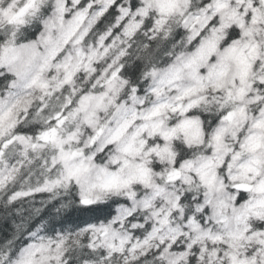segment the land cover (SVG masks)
<instances>
[{
	"label": "snow or ice",
	"instance_id": "snow-or-ice-1",
	"mask_svg": "<svg viewBox=\"0 0 264 264\" xmlns=\"http://www.w3.org/2000/svg\"><path fill=\"white\" fill-rule=\"evenodd\" d=\"M0 264H264V0H0Z\"/></svg>",
	"mask_w": 264,
	"mask_h": 264
}]
</instances>
